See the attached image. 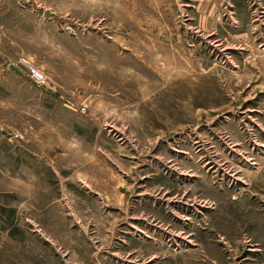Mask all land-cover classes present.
I'll return each instance as SVG.
<instances>
[{
	"label": "rangeland",
	"instance_id": "374dc122",
	"mask_svg": "<svg viewBox=\"0 0 264 264\" xmlns=\"http://www.w3.org/2000/svg\"><path fill=\"white\" fill-rule=\"evenodd\" d=\"M26 1L0 0V264H264V0Z\"/></svg>",
	"mask_w": 264,
	"mask_h": 264
},
{
	"label": "built area",
	"instance_id": "2783aa9c",
	"mask_svg": "<svg viewBox=\"0 0 264 264\" xmlns=\"http://www.w3.org/2000/svg\"><path fill=\"white\" fill-rule=\"evenodd\" d=\"M13 64H9L8 67H10ZM19 70H23L25 75L33 82L34 85L37 87H45L47 85V79L43 72L39 70L38 68L34 67L31 63H29L25 59H20L17 64L13 65Z\"/></svg>",
	"mask_w": 264,
	"mask_h": 264
},
{
	"label": "water",
	"instance_id": "95a60500",
	"mask_svg": "<svg viewBox=\"0 0 264 264\" xmlns=\"http://www.w3.org/2000/svg\"><path fill=\"white\" fill-rule=\"evenodd\" d=\"M18 1H19L20 3H22V4H27V1H26V0H18ZM44 18H46V19H54V18H55V15L52 14L51 12H49V11H46V12L44 13ZM9 69H10L12 72H14L15 74L20 75V76H23V73H22L18 68H16L15 66L11 65V66L9 67Z\"/></svg>",
	"mask_w": 264,
	"mask_h": 264
},
{
	"label": "crops",
	"instance_id": "0c3cea01",
	"mask_svg": "<svg viewBox=\"0 0 264 264\" xmlns=\"http://www.w3.org/2000/svg\"><path fill=\"white\" fill-rule=\"evenodd\" d=\"M4 27H5V24L0 20V41L2 40L1 37L5 35L4 34V31H3L4 30Z\"/></svg>",
	"mask_w": 264,
	"mask_h": 264
}]
</instances>
